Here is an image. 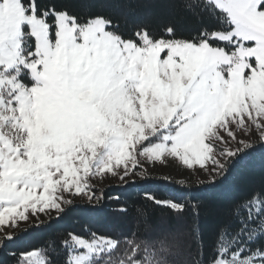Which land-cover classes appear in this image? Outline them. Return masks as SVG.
<instances>
[{
    "label": "rangeland",
    "instance_id": "374dc122",
    "mask_svg": "<svg viewBox=\"0 0 264 264\" xmlns=\"http://www.w3.org/2000/svg\"><path fill=\"white\" fill-rule=\"evenodd\" d=\"M207 1L232 25L213 36L229 50L145 33L124 41L101 18L78 26L64 12L53 28L34 5L18 12L15 45L0 29V242L145 174L183 186L212 179L247 143L264 142V3ZM72 69L83 75L71 79ZM165 229L151 237L184 251L190 233ZM71 242L69 264L115 244ZM36 252L26 262L42 264Z\"/></svg>",
    "mask_w": 264,
    "mask_h": 264
},
{
    "label": "trees",
    "instance_id": "16d2710c",
    "mask_svg": "<svg viewBox=\"0 0 264 264\" xmlns=\"http://www.w3.org/2000/svg\"><path fill=\"white\" fill-rule=\"evenodd\" d=\"M34 7L36 17L53 28V13L64 12L78 26L101 18L124 41L138 42L145 33L151 43L209 42L229 50L213 36L229 31L231 23L207 0H35ZM28 43L33 50L34 40L25 29L24 48ZM218 171L212 179L184 186L145 174L104 187L94 192L99 195L93 200L74 203L3 239L0 264H31L26 259L34 251L42 264H69L71 237L115 243L82 264H212L218 253L231 255L243 248L244 256L264 249V142L247 143ZM253 197L256 202L250 203ZM174 204L183 209L175 210ZM248 205L254 209L251 214ZM163 226L169 233L178 228L190 233L184 251L151 237ZM182 252L188 262L175 257Z\"/></svg>",
    "mask_w": 264,
    "mask_h": 264
},
{
    "label": "snow or ice",
    "instance_id": "6c2138e0",
    "mask_svg": "<svg viewBox=\"0 0 264 264\" xmlns=\"http://www.w3.org/2000/svg\"><path fill=\"white\" fill-rule=\"evenodd\" d=\"M34 5L35 0H0V29L6 28L9 33V42L15 45L16 38L20 34V26L18 24V12L23 10V14L26 17L29 14V8L26 6ZM264 3V0H261ZM47 16V12L44 13ZM45 27L50 28V25H45ZM68 75L71 79L75 80L83 74H78L74 69L69 70ZM264 136V134H262ZM256 197L252 198V202L255 203ZM249 203V204H250ZM175 210L181 211L183 209L182 205H171ZM249 214L254 210L253 208L247 206ZM244 249H240L231 255L227 252L222 255L218 253L216 259L212 260V264H218V261H223L224 264H228V261L238 262V264H254L255 261L259 260L260 264H264V249L257 248L249 252L248 255L241 256V252Z\"/></svg>",
    "mask_w": 264,
    "mask_h": 264
}]
</instances>
